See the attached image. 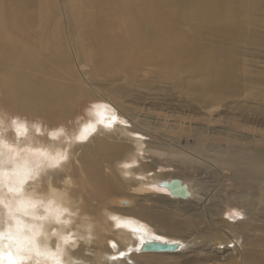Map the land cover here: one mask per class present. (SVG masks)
I'll return each mask as SVG.
<instances>
[{
  "label": "bare ground",
  "instance_id": "bare-ground-1",
  "mask_svg": "<svg viewBox=\"0 0 264 264\" xmlns=\"http://www.w3.org/2000/svg\"><path fill=\"white\" fill-rule=\"evenodd\" d=\"M261 49L264 0H0V264H264V134L223 147L264 124ZM138 93L218 111L226 139L165 144ZM180 204L205 216V254Z\"/></svg>",
  "mask_w": 264,
  "mask_h": 264
},
{
  "label": "rangeland",
  "instance_id": "rangeland-1",
  "mask_svg": "<svg viewBox=\"0 0 264 264\" xmlns=\"http://www.w3.org/2000/svg\"><path fill=\"white\" fill-rule=\"evenodd\" d=\"M185 24H180L178 25L179 29H187ZM202 44L204 48H208V45H211L216 41L214 37L211 35H208L207 33L202 35ZM250 55H254L253 62L255 64L253 65V69L256 67L260 72L261 76L264 77V49L257 50L255 51H250ZM251 59V58H250ZM153 66L146 67L142 71L136 72V75L138 76H144L145 78H148V74L150 73L151 69ZM254 71V70H253ZM240 75H245L244 71L239 72ZM128 100L131 101L136 107H141V108H146L147 113H146V119L150 121L151 123H156L159 125V129L156 131L157 135L159 138H162V142L166 143H172L176 144L180 147L184 146H193L195 143L194 136L192 135L194 130H201L204 132V136H207V133L209 130H216L217 134L214 132V134H210L211 137H216L218 139H224L227 134L225 130L223 129V124L221 122H217L216 124H211L210 123V117L212 119H223V115L219 114V116H216L218 111L212 112L209 114L208 112H205L203 110H198V109H193L188 106H186L184 103H179V101L174 100H167L166 97L164 96H159L158 99L152 100L148 99L143 96V94L138 93V98H134L133 96H129ZM90 104H86V106L80 108V117L83 118L85 116V111L87 110L86 107H89ZM105 105H108L105 103ZM115 110V109H114ZM249 122L246 121L244 125V130L243 131H238L237 129H233L230 132H228L230 138L225 139L227 142L223 143V147H234L238 148L241 146H249L250 145V139H252V130H249L248 127H252L258 131L259 136H262L264 134V124L261 123L260 120H255V122L252 123V120H248ZM241 122V121H240ZM261 123V124H260ZM243 125V124H242ZM235 126V125H234ZM238 126V125H237ZM236 126V127H237ZM162 136V137H161ZM209 136V135H208ZM147 141H151L149 137L144 138ZM166 139V140H165ZM164 153V151H161ZM169 152V151H168ZM167 153V152H166ZM170 160L169 155H155L152 158V161L154 162V165L157 167H160V171L164 172L167 174L169 171H172V167H169L166 165L168 164L167 161ZM164 165V166H163ZM152 167L153 169L155 168ZM155 170V169H154ZM157 170V168H156ZM166 171V172H165ZM176 211L180 210L179 216L181 217H190L194 218L196 220H199V222L196 225V228L192 229L191 228H186L185 230H181L180 232V239L185 240V242H190L189 245L194 244L195 248L197 249L196 253H200L201 255L206 253V247L204 248H199V244L202 243V241L205 240L206 233H207V228L206 225L207 223L204 221L205 216L200 215L199 218L198 216H194L195 210L193 206L189 205H176L174 206ZM228 219H232L233 214H230L226 216ZM177 235V233H176ZM197 247V248H196ZM179 259V258H178ZM202 259V258H201ZM199 257L196 260H191L190 264H204V262L201 261ZM184 264H189L188 262ZM206 264V263H205Z\"/></svg>",
  "mask_w": 264,
  "mask_h": 264
},
{
  "label": "snow or ice",
  "instance_id": "snow-or-ice-1",
  "mask_svg": "<svg viewBox=\"0 0 264 264\" xmlns=\"http://www.w3.org/2000/svg\"><path fill=\"white\" fill-rule=\"evenodd\" d=\"M10 122H11V125L13 127H15L18 132H19L20 129H23L24 131L27 130L26 129V125L23 122H21L18 117L11 118V121ZM3 123H4V120L3 119H0V124H3ZM37 130L39 131V129H37ZM80 139H83V137H81ZM66 159H67V156L66 155L60 157V159L53 166L54 167H59L60 163L63 160H66ZM28 179H31V176L30 175H27V176H25L24 178H22L20 180L21 188L16 190L17 193H19L20 191H22V187H23V185L25 183H27ZM9 191H12V189H9ZM4 239H5L4 233L3 232H0V259H3V241H4ZM8 239L11 240V239H13V237L11 235H9L8 236ZM156 239L157 240H160V237L157 236ZM180 246L183 247V245H180ZM9 247H11V245ZM37 254L39 255L40 253H37ZM8 255H9V258L11 260V264H20V262L15 259L14 255H13V253L11 251H9ZM121 255H123V253H121Z\"/></svg>",
  "mask_w": 264,
  "mask_h": 264
}]
</instances>
